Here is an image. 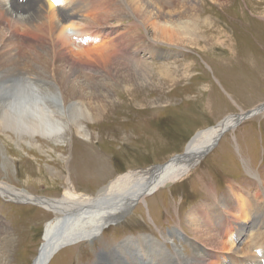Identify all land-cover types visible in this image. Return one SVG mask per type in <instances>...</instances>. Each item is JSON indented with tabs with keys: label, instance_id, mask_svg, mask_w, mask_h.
<instances>
[{
	"label": "rangeland",
	"instance_id": "rangeland-1",
	"mask_svg": "<svg viewBox=\"0 0 264 264\" xmlns=\"http://www.w3.org/2000/svg\"><path fill=\"white\" fill-rule=\"evenodd\" d=\"M153 1L165 13L178 10V14L190 8L186 3L190 0ZM192 1L196 6L192 13L196 24L192 34H186L176 45L154 44L161 49V56L168 53L169 57H153L146 52L136 53L135 57V52L131 53L138 60L146 59L147 63H140L141 68L174 63L169 70L177 72L175 84L159 78L161 73L155 68L146 72L144 80L124 84L107 77L104 66H98L95 74L82 71V82L90 77L92 83L102 86L108 83L105 90V86L95 88L96 95L105 96L107 92L106 98L92 100L97 106L103 99L99 103L102 110L98 120H81L77 133L69 127L62 146L40 138L26 145V140L0 131V182L54 200L68 196L69 191L95 196L119 175L163 165L182 154L197 133L263 103L264 0ZM122 3L124 8H132L128 0ZM88 4L90 0H82L81 8ZM128 23L135 24L131 17H125L119 22L111 19L106 27L114 37L113 32L122 33ZM20 26L27 24L18 26L22 30ZM114 50L116 45L109 49ZM78 60L87 63L86 59ZM120 66L123 67H116L121 69ZM92 89L85 92L92 93ZM128 90L131 95L124 97ZM261 114L222 134L194 169L146 197L124 221L105 229L98 238L94 236L90 243L65 247L49 264L104 262L107 255L101 254L99 259L102 251L109 252L121 241L147 235L159 240L160 236L165 237L171 253L173 246L184 254L191 252L188 243L189 247L178 243L177 234L173 237L168 231L180 226L190 235L191 212L226 198L230 186L253 193L256 185L260 190L259 180L264 181V115ZM85 135L86 140L82 139ZM55 217L58 216L42 208L13 203L0 196V264H32L45 225ZM172 241L175 244L170 245ZM253 256L249 255V262L264 264L259 253ZM105 262L111 264L109 260Z\"/></svg>",
	"mask_w": 264,
	"mask_h": 264
},
{
	"label": "bare ground",
	"instance_id": "bare-ground-1",
	"mask_svg": "<svg viewBox=\"0 0 264 264\" xmlns=\"http://www.w3.org/2000/svg\"><path fill=\"white\" fill-rule=\"evenodd\" d=\"M128 1L130 9L124 8L122 0H90L91 4L83 8L82 0H60L59 4L53 0H0V131L26 140V145L40 138L62 146L69 127L77 133L81 120L94 122L101 115L99 103L103 99L97 106L92 100L106 98L107 92L105 96L96 95L95 88L105 86V90L108 83L95 84L90 82V77L86 83L81 81L82 71L95 74L98 66H104L105 75L120 84L144 80L146 72L154 68L162 74H158L159 78L175 84L177 72L170 71L174 63L141 68L140 63H147L146 59L135 57L140 52L153 57L160 55L161 49L154 44L176 45L186 34H192L196 25L195 19L192 21L195 2L187 1L190 8H182L177 14L178 10L161 12L153 0ZM125 17H131L135 24L128 23L122 33L113 32L111 37V30L106 27L108 22L111 19L119 22ZM23 22L27 26H20L22 30H19ZM115 45L117 50L109 51ZM134 52L135 57L131 54ZM106 57L116 60L109 61ZM78 59H86L87 63ZM119 65L123 67H116ZM89 88H94L92 93L85 92ZM127 93L123 96L128 97L132 92ZM263 111L256 116L261 112L264 115ZM238 118L232 115L219 125L199 132L182 154L163 165L119 175L95 196L69 191L68 196L54 200L0 182L1 198L28 203L58 216L45 225L32 264H49L65 247L90 243L94 236L98 238L105 229L124 221L146 197L194 169L207 155L206 150L217 144L220 134L232 130L225 131L235 126ZM259 182L260 190L255 185L253 193L230 186L226 198L193 210L188 230L191 236L180 226L169 230L168 235L177 234L178 243L190 245L191 252L187 254L176 246L171 253L165 237L160 236V241L147 235L121 241L109 252L102 251L99 259L105 254L111 264H259L249 262L251 255L255 257L257 253L264 260V181ZM173 244L172 241L170 245ZM105 261L94 264H107Z\"/></svg>",
	"mask_w": 264,
	"mask_h": 264
},
{
	"label": "water",
	"instance_id": "water-1",
	"mask_svg": "<svg viewBox=\"0 0 264 264\" xmlns=\"http://www.w3.org/2000/svg\"><path fill=\"white\" fill-rule=\"evenodd\" d=\"M263 110H264V103H261L260 105L256 106V107L254 108V110L245 111V112L239 114V115H238V116H239V118H238L239 120L235 123V126H233V127H231V128H227V129H225V131H228L229 129H234V128H235L237 125H239L240 122H242L243 120L249 119V118L255 116L259 111H263ZM197 135H198V133H197L195 136H193L191 140L195 139V137H196ZM220 136H221V134H220ZM220 136H219V138H220ZM191 140H190V141H191ZM215 145H216V143L213 144V145H211V146L206 150L205 154H208V153H209V152L215 147ZM155 167H157V165H156V166H151V167H149V168H147V169L149 170V169H153V168H155Z\"/></svg>",
	"mask_w": 264,
	"mask_h": 264
},
{
	"label": "snow or ice",
	"instance_id": "snow-or-ice-1",
	"mask_svg": "<svg viewBox=\"0 0 264 264\" xmlns=\"http://www.w3.org/2000/svg\"><path fill=\"white\" fill-rule=\"evenodd\" d=\"M60 0H53V3L59 4Z\"/></svg>",
	"mask_w": 264,
	"mask_h": 264
}]
</instances>
